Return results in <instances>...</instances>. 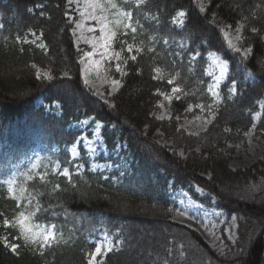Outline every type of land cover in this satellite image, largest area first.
Wrapping results in <instances>:
<instances>
[{"label": "trees", "instance_id": "obj_1", "mask_svg": "<svg viewBox=\"0 0 264 264\" xmlns=\"http://www.w3.org/2000/svg\"><path fill=\"white\" fill-rule=\"evenodd\" d=\"M116 2L133 11L137 32L117 28V44L126 50L131 44L136 60L124 58L127 75L110 104L83 81L65 16L68 0H0V264H86L87 249L102 232L118 243L103 264H264V154L244 168L230 165V152L246 143V133L264 131V108L259 121L253 119L264 101V0H208L204 9L196 0H142L138 9L137 0ZM180 11L186 13L181 27L173 21ZM224 26L241 28L243 45L252 50L247 57L229 47ZM31 31L43 35L44 47L24 42ZM210 52L228 61L230 73L213 120L194 135L177 116L191 105L213 103L206 77ZM37 70L51 79L37 78ZM233 80L238 91L229 98ZM175 86L181 91L168 103L173 115L159 118L162 93ZM45 105H57L58 112ZM90 117L105 125L110 152L120 146L110 173L76 174L70 162L67 148L81 133L74 125ZM37 160L40 166L30 171ZM65 167L70 179L60 174ZM11 180L23 198L9 193ZM195 186L208 196L199 197ZM179 190L235 218L234 243L220 250L172 220ZM21 212L34 230L53 225L54 241L25 240L18 224L4 225ZM156 231L160 236L147 234ZM5 240L17 244L15 252Z\"/></svg>", "mask_w": 264, "mask_h": 264}, {"label": "rangeland", "instance_id": "obj_2", "mask_svg": "<svg viewBox=\"0 0 264 264\" xmlns=\"http://www.w3.org/2000/svg\"><path fill=\"white\" fill-rule=\"evenodd\" d=\"M198 3L202 8H205L207 6V1L208 0H197ZM83 5V0H73L72 2V8H73V15L71 16L72 22H73V33H74V40L76 42V45L80 51V65H81V74L83 79L85 78L88 79L89 83L86 84L88 89L98 97L99 99L112 103L113 102V97L117 93V91H113L112 85H111V80L112 79H118L121 81V73H117L115 71V64L117 61L115 60L114 56L111 61L105 59L103 63L101 64L99 72H97L94 68L90 69L89 68V63L87 58L84 57V52L91 51V45L86 43L85 40L82 37H91L92 35L99 36L100 33L97 31L96 33H89L87 32V27L89 24L85 25L84 29H75V23L80 21L82 18L78 14V10L82 7ZM179 18V17H178ZM180 21V20H178ZM178 23V22H177ZM91 25H95V22L92 21L90 22ZM236 28H232L231 26H224L223 27V36L225 38V33H227V39L225 38L227 44L228 40H231L232 43L235 45V47H239L241 49V54L244 55V52L246 49H249L248 47L243 45V38H242V32L241 28L239 33H237ZM115 35L112 38L111 42V52H119L121 56V60L119 61L121 64V68L123 70L124 66V58L128 57L130 55L129 53L126 54V49L120 47L118 48L116 46V39H117V31L114 29ZM237 36L240 38L237 39ZM31 39H34L35 41H39L40 37L35 35L30 36ZM229 45V44H228ZM234 49V48H233ZM133 54V52L131 53ZM248 54V53H247ZM94 59H100L99 56H95ZM208 59V65H207V70L206 74L209 79V83H214V79L216 76L219 75L220 73V67L224 66L226 69V77L225 80L229 74V65L228 63L221 58L216 53H211L207 56ZM81 60L84 62L81 63ZM224 80V81H225ZM222 81V84L224 83ZM221 84V85H222ZM121 87V86H120ZM119 87V88H120ZM210 94V93H209ZM211 97L213 98L212 94H210ZM165 96H171L172 99L179 97L180 93H175L173 94L172 92L167 93ZM164 96V97H165ZM171 99V100H172ZM214 99V98H213ZM169 100L165 99L159 103L158 110H157V115L159 118H167L169 119L172 115L173 112L168 106ZM216 103H219V100L214 99V103L211 104V109L209 106H204L203 111L199 107H194L191 108V111H188V114L183 115V116H177L178 121H179V126L184 129L187 133L190 134H199L202 131H204L209 124L211 123L213 116H214V111H215V105ZM160 105H163V107H160ZM260 107L262 109L264 108V102L261 103ZM199 116L201 119L197 120L196 117ZM259 113L255 115L256 121L258 120ZM209 121L208 123H205V121ZM83 126L81 129H83L84 133L82 136H86L88 139L93 141V145L95 147V154L87 152L85 150V147L83 146L85 150L86 157L89 159L90 163V168L93 170V165H101L100 167H96L94 171H104V170H110L114 165L111 163V161L105 160L110 153L107 152L106 150V144L104 141V138L101 135L102 129H100V136H94V131L96 129V121H84ZM81 136V137H82ZM103 140L101 141V138ZM159 140L170 147L174 145L173 141L168 140V138L164 136H160ZM183 148H179L178 152L181 154L184 153ZM69 153L72 158V147L69 150ZM83 153L81 152V145L76 152V159H73L75 161H78L82 158ZM264 154V132H255L251 131L247 134V141L244 145L237 146L233 151L230 152L231 155V161L230 165L232 168H244L247 167L259 159L262 158ZM79 164V163H78ZM80 165V164H79ZM80 170H83V167L81 166L79 168ZM193 192L196 193L199 197H206L208 194L202 190L201 188L195 186L193 188ZM235 192V191H233ZM174 204H175V210L172 214L171 219L174 221H177L179 223L185 224L196 231H198L201 236L213 247L218 248L220 250H224L227 246V241H230L234 243L236 239V221L234 218H227L225 215L216 209L213 210L210 207H206L202 205L198 200L194 199L192 196L190 197L189 193L185 190H181L175 193L174 195ZM179 211H186L187 216H180L178 213ZM52 230V229H51ZM229 230L231 234V239L229 238ZM55 231V230H53ZM149 236H160V234L156 231L155 234H149ZM55 235V232H54ZM105 238H108L111 240L112 243V249L115 247V243L112 239L111 236H109L106 233H101L97 241L95 242V247L98 244H103L105 242ZM94 248H91L89 253L92 252ZM107 253V252H106ZM105 255L104 250H102V255L97 257L98 261H103V257Z\"/></svg>", "mask_w": 264, "mask_h": 264}, {"label": "snow or ice", "instance_id": "obj_3", "mask_svg": "<svg viewBox=\"0 0 264 264\" xmlns=\"http://www.w3.org/2000/svg\"><path fill=\"white\" fill-rule=\"evenodd\" d=\"M69 4L73 2V0H68ZM78 2V0H77ZM142 0H137V3L135 7L138 9L140 7V3ZM203 11V9H201ZM79 16L82 18L80 21L75 23V29H84L86 24H89L87 27V32L89 33H96L97 31L100 33L99 36L92 35L91 37H82L86 43L91 45V51L84 52V57L87 58L89 63L90 69H95L97 72H99L101 64L105 59L111 61L113 59V56L117 63L115 64V71L117 73H121V75H127L126 72H124L121 68L120 60L121 56L119 52L112 53L111 52V42L112 38L115 35L114 29L123 27L125 29V34H127V30H131L132 33L137 32V27L133 23L134 14L133 11L124 10L121 8L116 0H83L82 7L78 10ZM186 15L185 12L180 11L179 17H184ZM65 16L68 18L69 22H72V17L69 13H65ZM94 21L95 25H91L90 22ZM138 23V21H137ZM2 27V25H0ZM237 33H239L240 29H236ZM255 31V29H253ZM33 36H35V33H32ZM225 38L227 39V33H225ZM240 37L237 36V39ZM19 39V38H17ZM25 43H28L29 41L25 39ZM32 43H35V40L32 41ZM167 43V41H165ZM229 47L234 48L236 52H241V49L239 47H235V45L232 43L231 40H228ZM40 47H44V45H40ZM128 52L130 54V59L135 61L136 56L131 55L133 51V46L131 44L128 45ZM137 52L140 51L139 48L136 49ZM252 50L246 49L244 52L245 57H247V53L251 52ZM95 56H99L100 59H94ZM193 58H198L197 53H193ZM84 61L81 60V63ZM125 64H127V61H124ZM35 67V65H33ZM157 71H159L157 69ZM45 78L51 79V76L48 73H43ZM41 72L37 70V78H40ZM226 77V69L224 66L220 67V73L218 76L215 77L214 83H210L208 86V92L212 94L213 98L215 100H219L220 98V88L222 81L225 80ZM155 79V77H153ZM85 84H88L89 81L87 78L84 80ZM169 84H172V80L168 81ZM111 85L113 91H116L121 86V81L118 79H112ZM181 89L179 87H173L171 89V92L173 94L180 92ZM238 91V85L233 80L231 86L228 88L229 98L231 96L235 95ZM165 99L169 100L171 102L172 97L171 96H165ZM160 107H163V105H160ZM203 111L204 106L203 105H197ZM209 108L211 109V105H209ZM189 111L192 109L189 108ZM214 118V117H213ZM197 120L201 119V117L197 116ZM255 119V117H253ZM209 121H205V123H208ZM103 123L100 121L96 122V129L94 131V136H100V129L103 128ZM227 131V129H225ZM101 141L103 140L102 137ZM83 145L85 147V150L87 152L95 154V147L93 145V141L88 139L86 136L79 137L77 139V142L72 146V158L76 159V152L78 151L80 145ZM182 155V153H181ZM41 164L40 160H37L34 164H32L30 171L36 170ZM101 165H93V171L96 167H100ZM77 169L81 167V165L77 164ZM64 177H68L70 179L71 173L67 167L63 169V171L60 173ZM31 178V177H29ZM43 178V177H42ZM15 180L8 181V191L10 194L13 195L15 199H21L24 195V190H20L19 196L15 195ZM59 187V185H57ZM31 202V201H29ZM39 210V209H37ZM180 216H187L186 211H179L178 213ZM30 219L29 216H26L24 212H21L19 214V217L16 221L10 222L8 220H4V225L6 227L8 226H15L16 224L19 225L21 229V233L24 236L25 240L31 239L33 242H39L41 245H48L51 241L55 239L54 237V231L53 230H34L27 221ZM54 229V226H53ZM229 238L231 239V234L229 230ZM6 246L7 242L5 241ZM16 245H11V249L13 252L16 251ZM102 250H104L105 254L106 252L112 251V243L111 240L108 238H105V242L103 244H98L95 249L87 254V262L86 264H103L102 261H98L97 257L102 255Z\"/></svg>", "mask_w": 264, "mask_h": 264}]
</instances>
